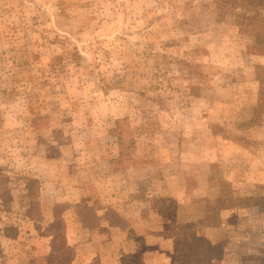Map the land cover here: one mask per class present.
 Listing matches in <instances>:
<instances>
[{
	"label": "rangeland",
	"instance_id": "374dc122",
	"mask_svg": "<svg viewBox=\"0 0 264 264\" xmlns=\"http://www.w3.org/2000/svg\"><path fill=\"white\" fill-rule=\"evenodd\" d=\"M241 1L0 0V264H48L39 233L94 222L104 194H195L208 172L225 203L264 197L228 156L215 185L209 162L232 141L251 162L264 150L249 135L264 126V21L243 23ZM153 202L171 236L176 200ZM259 203L210 233L231 264H264Z\"/></svg>",
	"mask_w": 264,
	"mask_h": 264
},
{
	"label": "crops",
	"instance_id": "0c3cea01",
	"mask_svg": "<svg viewBox=\"0 0 264 264\" xmlns=\"http://www.w3.org/2000/svg\"><path fill=\"white\" fill-rule=\"evenodd\" d=\"M219 2H221V0H219ZM241 2L243 9H246L247 13L249 10H254V14H238L241 17L236 16L239 17L243 23L257 22L258 17H261L260 21H264V19H262L264 16L263 14H255L260 7L264 9V0H242ZM250 14L254 16L253 19L247 18ZM260 35H262V32L256 33L254 40L258 39ZM255 98L259 99V95L255 94ZM263 128L264 126L258 127L253 125L249 134L250 136L252 135L253 139L259 140L260 144L264 138ZM232 142L234 144H230V151L226 152V149L222 147L220 150H217L220 153L219 160L216 157L209 161L213 163L216 162L218 164L216 166L220 167V169L215 171L214 184L216 185V183L224 181L222 174L225 172L221 169L223 166L221 160L223 157L228 156L230 159L227 158V160L232 163L231 167L236 163L240 169H235V173H242L241 171L243 170L246 183L263 187L264 150L260 148V151H257L260 152L259 156L252 155L254 157V162H251V160L247 158H242L246 149L240 141ZM215 150L216 148H213V153H215ZM230 173L226 172V175L230 176ZM208 174L207 172L206 174H202V176H197L196 191H193L195 194H104V196H102V198L106 197L105 202H102L104 206H99L100 212H97V218L94 222L86 223L80 218L78 219L79 222L75 221L74 225L72 223L65 224L64 234L66 243L74 251V256L70 264H171L173 257V240L171 238L172 235L169 236L164 232L169 227L163 226V224H167L166 220L161 216L165 215V210L154 208L153 200H159L160 204L165 203L167 200H176L177 206L174 208V214L176 215L175 218L179 226L188 222L206 220L210 214H213L214 218H212V221L210 220L211 224H209V226L201 225L199 228L200 233L217 246V240L213 239L211 234L225 228L229 229L233 227L234 225L232 222L238 215H242L243 213L248 214L249 211L256 210L260 204L259 201L264 199V197L258 196V204L255 206H249L250 203L246 205L245 202L239 205L237 204V202L244 201L249 197L252 198V196L243 197L234 195L232 202L225 203L220 199L221 197L218 196L216 187L212 186L211 188ZM233 175L234 173L231 174L232 178H230V176L225 178V180L233 181ZM245 182L241 185L247 186ZM238 184L240 183L238 182ZM191 200L196 201L198 209L201 210L200 215L195 219L189 217L190 211L188 209V204ZM209 201L215 203L219 216H216V214L208 209L204 210L201 208V205ZM95 211H97V209ZM109 212L116 217V221L110 218V216L108 217ZM157 217L160 218V224H153L151 226V221L153 222V219ZM53 219L55 220L54 217ZM53 219L51 223L54 221ZM173 228H177V226L174 227L171 222L170 229ZM34 230L39 233V231H44L45 228H41V222L37 221V224L34 223ZM82 233L86 236V239L80 237ZM39 234L40 236L47 237L48 251L50 252V236ZM239 246H242V244L240 243ZM220 251L222 252V257L218 260H214L213 263L231 264L229 258L230 250L226 249ZM234 262L235 264L242 263L240 259L237 258L236 261L232 260V263Z\"/></svg>",
	"mask_w": 264,
	"mask_h": 264
},
{
	"label": "trees",
	"instance_id": "16d2710c",
	"mask_svg": "<svg viewBox=\"0 0 264 264\" xmlns=\"http://www.w3.org/2000/svg\"><path fill=\"white\" fill-rule=\"evenodd\" d=\"M245 203L246 205L250 203L249 206L258 204L257 198H247ZM212 218L214 216L210 214L206 220L185 223L171 232L173 240L171 264H214V260L222 257V252L200 233L199 227L201 225L209 226ZM46 231L49 232L47 235L51 238L48 264H70L74 251L66 243L61 221L56 217Z\"/></svg>",
	"mask_w": 264,
	"mask_h": 264
}]
</instances>
